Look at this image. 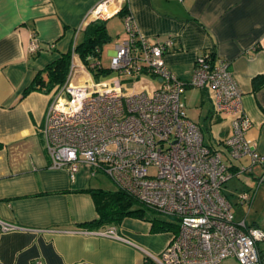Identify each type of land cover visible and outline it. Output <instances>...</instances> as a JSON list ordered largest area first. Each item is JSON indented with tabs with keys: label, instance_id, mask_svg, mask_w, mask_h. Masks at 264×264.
I'll return each mask as SVG.
<instances>
[{
	"label": "crops",
	"instance_id": "0c3cea01",
	"mask_svg": "<svg viewBox=\"0 0 264 264\" xmlns=\"http://www.w3.org/2000/svg\"><path fill=\"white\" fill-rule=\"evenodd\" d=\"M101 1L0 0V223L16 226L0 229V264H156L150 255L159 257L171 238L170 231H153L149 220L135 216L108 224L123 239L76 232L103 227L84 226L98 216L95 200L84 191L95 187V175L86 164L74 179L65 168L50 166L41 129L54 92L24 93L37 71L85 38L86 27L97 20L89 12ZM124 4L148 42L172 39L163 59L179 78L192 75L200 54L230 62L243 109L252 121L246 138L264 154V85L254 82L264 75V0H106L104 7L111 15L103 20L109 41L111 34L116 36L114 46L126 37L118 13ZM32 36L39 43L36 52L29 51ZM72 63V82L94 77L77 54ZM190 88L196 87H185L181 94L184 103L183 94ZM200 92L196 123L201 130V125L213 128L214 145L206 143L204 135L203 141L227 160L223 141L231 133L230 119L213 114L210 90ZM205 101L209 107L204 108ZM231 163L233 169L248 167L250 158L245 155ZM261 177L264 165L254 164L245 174L227 180L222 192L235 220L264 229ZM243 192L253 194L250 203L240 201ZM257 247L264 264V240ZM218 264L239 263L228 257Z\"/></svg>",
	"mask_w": 264,
	"mask_h": 264
},
{
	"label": "built area",
	"instance_id": "2783aa9c",
	"mask_svg": "<svg viewBox=\"0 0 264 264\" xmlns=\"http://www.w3.org/2000/svg\"><path fill=\"white\" fill-rule=\"evenodd\" d=\"M105 3H97L90 15L97 20L110 16ZM122 23L126 37L110 57L109 70L117 74L74 83L71 63L65 83L53 90L41 129L50 166L65 168L74 179L86 164L92 175L103 173L139 202L174 218L176 230L159 257L149 254L156 264H218L228 257L239 264H262L257 244L264 240V229L235 220L222 192L230 178L264 165V154L246 138L252 121L230 62L200 54L192 75L183 80L163 59L171 38L148 42L129 11ZM38 48L32 36L29 51ZM89 67H102L100 59ZM119 75L135 78L127 84ZM185 87L210 90L213 114L230 119L231 133L223 141L227 160L203 141L200 126L187 116L181 99ZM245 155L250 165L233 169L231 161ZM252 195L243 192L240 201L250 203ZM14 228L0 223L1 231ZM76 232L123 239L112 225Z\"/></svg>",
	"mask_w": 264,
	"mask_h": 264
},
{
	"label": "trees",
	"instance_id": "16d2710c",
	"mask_svg": "<svg viewBox=\"0 0 264 264\" xmlns=\"http://www.w3.org/2000/svg\"><path fill=\"white\" fill-rule=\"evenodd\" d=\"M126 12L128 10L124 4L118 13L123 16ZM109 39L104 20L98 19L89 24L85 29V38L76 43L71 50L62 53L57 59L37 71L24 93L33 90L50 93L55 88L61 87L68 77L75 54L80 57L85 67L93 73L95 79H98L101 73L106 72V69L103 66L91 68L89 64L96 59H100L101 47ZM254 82L257 87L264 85V75L256 76ZM84 191L92 195L98 213L94 220L84 224L87 228L104 227L108 224L119 223L125 216H135L149 220L153 231L176 230L177 224L174 218L166 219L149 215L145 208L152 211L156 210L139 202L126 191L117 187L112 190L101 187H88Z\"/></svg>",
	"mask_w": 264,
	"mask_h": 264
},
{
	"label": "rangeland",
	"instance_id": "374dc122",
	"mask_svg": "<svg viewBox=\"0 0 264 264\" xmlns=\"http://www.w3.org/2000/svg\"><path fill=\"white\" fill-rule=\"evenodd\" d=\"M112 39L108 42H105L102 47H101V62H102V66L106 69V72L104 74H110L109 76H113L117 73H114L113 71L109 70L110 68V57H109V51L114 47V40L116 38V36L114 34H111ZM100 78H107L106 76H100ZM120 79V82L122 83H127L130 84L135 76H127V75H119L118 77ZM201 88H190L187 89L184 94H183V99L185 101V109H186V113L187 116L194 122L198 121V114L200 111V100L202 99L201 97V92H200ZM209 107V103L207 101H205V107ZM202 108V107H201ZM199 122V121H198ZM202 126V130H203V135H204V140L206 143L212 142L210 137L212 136V134L214 133L213 128H206L205 126ZM212 145H214V143L212 142ZM92 183L95 187H101L103 189H115L116 185L114 184V182L108 178L106 175H104L103 173H97L93 179H92ZM146 212L151 215V216H156V217H161V218H166V219H172L170 216L158 212V211H152L149 209H146Z\"/></svg>",
	"mask_w": 264,
	"mask_h": 264
}]
</instances>
